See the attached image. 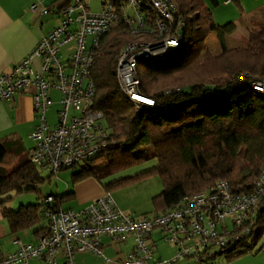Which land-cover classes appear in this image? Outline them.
I'll list each match as a JSON object with an SVG mask.
<instances>
[{"label":"built area","instance_id":"2783aa9c","mask_svg":"<svg viewBox=\"0 0 264 264\" xmlns=\"http://www.w3.org/2000/svg\"><path fill=\"white\" fill-rule=\"evenodd\" d=\"M46 0H35L32 13L58 16L54 29L42 37L33 51L11 71L0 76V100L11 101L33 91L36 124L30 135L33 148L29 160L40 171L56 175L64 169L89 162L113 143L103 125V115L91 109L94 83L90 69L100 40L122 23L134 39L117 57V77L123 95L137 112L160 110L156 101L140 94L138 62L160 58L176 50L183 39L185 22L174 0H99L100 11L91 12L86 0H72L66 8L53 12ZM236 0H226L232 3ZM73 44L65 59L62 49ZM39 60V69L34 61ZM249 86L264 96V82ZM61 96L57 122L48 124L50 93ZM264 202V163L252 182L251 192L233 191L219 181L206 192L184 197L171 209L136 218L119 209L110 193L85 208L54 209V198L43 199L47 232L35 244L16 239L17 250L0 258V264H76L77 254L92 253L105 264H175L210 262L226 255L232 246L249 238L256 225L258 206ZM175 248L168 259L155 255L152 235ZM112 244H133L124 258L104 255L102 238Z\"/></svg>","mask_w":264,"mask_h":264},{"label":"trees","instance_id":"16d2710c","mask_svg":"<svg viewBox=\"0 0 264 264\" xmlns=\"http://www.w3.org/2000/svg\"><path fill=\"white\" fill-rule=\"evenodd\" d=\"M71 1L54 4L62 10ZM174 2L185 22L180 46L163 57L140 60L137 68L140 94L153 98L160 110L137 112L120 89L117 57L130 41L126 27L119 23L101 38L89 75L94 83L91 109L103 115L113 143L102 155L82 163L83 168L72 177L74 182L91 177L102 181L154 162L156 166L147 172L103 186L111 192L159 176L163 188L153 198V214L171 209L184 197L206 192L219 181L233 191L251 192L264 163V96L249 86L250 82H264V24L250 31L244 49L229 52L225 40L236 32L234 23L216 25L203 0ZM211 33L223 48L220 58L205 53L204 40ZM172 84L180 88L164 90ZM15 157L0 142V196L34 191L46 180L31 164L30 153L19 162ZM97 161L96 167L88 166ZM53 207L59 210V202ZM2 216L14 233L40 226L46 219L39 205L21 206L17 211L5 208ZM256 219L251 236L233 245L226 260L255 249L264 234V202L258 206ZM41 231L46 234L47 225Z\"/></svg>","mask_w":264,"mask_h":264},{"label":"crops","instance_id":"0c3cea01","mask_svg":"<svg viewBox=\"0 0 264 264\" xmlns=\"http://www.w3.org/2000/svg\"><path fill=\"white\" fill-rule=\"evenodd\" d=\"M56 1L46 0L45 5L53 12H57L59 9L54 4ZM203 1L210 8L213 21L216 25L223 26L228 23H234L237 31L242 27L245 20L250 19L252 21L250 25L256 24L255 20L258 16H264V0H236L232 3H226V0H215V5L212 4L211 0ZM34 2L35 0H0V76L11 71L17 63L26 58L36 47L39 40L49 34L58 23L59 19L55 14L44 16L40 13H32L30 7ZM237 31L233 35L226 37L225 45L230 39H232V43L236 40ZM209 38L218 41L215 33H211ZM246 41L247 39L245 38L240 46L244 47L247 43ZM220 47H222L221 44ZM72 50L73 44L65 46L62 49L61 57L63 59L67 58ZM39 64V60L34 61L33 66L35 70L39 69ZM55 92L50 93L51 106L54 105L52 95H59V93ZM32 95L33 91L29 90L16 95L11 101L0 100V142L3 143L10 153L16 155V162L27 159L33 148L30 135L36 124V119L33 111ZM58 104L60 109V100ZM59 109H56V114ZM49 126L52 127L50 124ZM41 172L46 173L48 171ZM48 175L51 176L50 173ZM72 189L71 193H63L57 198L52 196L54 198V205L59 202L60 210H73L62 208V203L69 200H78L79 207H81L83 205L80 204L94 200L101 195L100 190L97 188H93L92 191H87L85 194H81L78 186ZM83 197L85 198L83 199ZM3 209L5 208H0V258L17 250L14 244L16 239H20L24 244H35L44 235V232L41 230L47 225V221L43 223L46 220L44 219L40 226L14 233L6 219L2 216ZM38 230H40V233L35 234ZM151 242L155 246L157 258L168 259L175 254V248L160 242L157 233L152 235ZM132 244L131 239L123 244H112L109 238H102L104 255L111 259L124 258L131 249ZM75 262L76 264H105L102 258L92 253L77 254ZM29 264L42 263L39 260L33 259L30 260ZM175 264L195 263L180 261ZM201 264H264V247L256 248L252 253L244 254L233 260L228 261L224 258Z\"/></svg>","mask_w":264,"mask_h":264},{"label":"rangeland","instance_id":"374dc122","mask_svg":"<svg viewBox=\"0 0 264 264\" xmlns=\"http://www.w3.org/2000/svg\"><path fill=\"white\" fill-rule=\"evenodd\" d=\"M86 2L90 5L91 12H99L100 11V2L99 0H86ZM208 2V1H206ZM252 21L250 19L245 20L242 27L237 31L236 40L233 41L232 39L228 40L226 43L227 51L232 52V50H240L244 49L248 43L249 33L250 31L260 27V25L264 24V16H258L255 20L256 24H251ZM237 29V28H236ZM236 33V32H235ZM210 35V34H209ZM209 35L204 40L205 45V53H208L213 58H220L223 54V48L220 47V44L217 40H212L209 38ZM130 42L134 39L129 35ZM247 39V43L244 47H241V42L244 39ZM204 53V54H205ZM188 83V82H187ZM174 88H180V86L170 85L164 90H171ZM56 93V92H55ZM54 105L50 107L47 113V119L49 124L53 127L57 122V114L56 109H59V100L61 96L57 94H53ZM19 162V161H18ZM99 164L97 161L96 163H89L88 166L91 168L96 167ZM84 164H80L76 166L75 169H68L65 171H61L56 175L51 176V180H48V173L49 172H41L40 176L43 179H46L43 184H39L35 187L34 191H23L18 194L16 197L11 198L7 202H5L4 206L6 209L17 211L21 206H29V205H39L42 206L41 203L43 199L48 197H59L63 193H71L73 191L72 188L78 186L80 188L81 194L87 193V191H92L93 188H97L100 190V196L104 195L105 193H110L113 200L124 213L131 215L136 218H141L145 216H150L155 213V207L153 204V198L159 195L162 192V183L157 175L148 176L142 180H139L133 184L126 185L123 187L116 188L111 192H108L104 189L103 185L109 183L110 181L125 178V177H132L137 174H141L151 170L156 164L154 162H148L146 164L138 165L133 167L129 170L119 173L118 175L112 177L111 179H104L103 181H98L95 178H87L81 181L73 182L72 177L73 175L77 174L81 168H83ZM99 174V173H98ZM51 175V174H50ZM86 197V196H85ZM83 197V199L85 198ZM98 197V198H99ZM98 198L84 202L81 207H79L78 200H69L67 202L62 203V208L64 209H73V210H80L88 206L91 202L97 200ZM82 199V198H81ZM79 207V208H78ZM46 223V220L43 221ZM264 247V234L258 240L257 244L254 248L258 249L260 247ZM167 248V247H166ZM241 249H238L240 251ZM226 259V255H221L216 257L214 260L217 259ZM212 260V261H214Z\"/></svg>","mask_w":264,"mask_h":264},{"label":"water","instance_id":"95a60500","mask_svg":"<svg viewBox=\"0 0 264 264\" xmlns=\"http://www.w3.org/2000/svg\"><path fill=\"white\" fill-rule=\"evenodd\" d=\"M16 196H17L16 191H12L10 193L4 194V195L0 196V203H5L8 200H10L11 198H14Z\"/></svg>","mask_w":264,"mask_h":264}]
</instances>
